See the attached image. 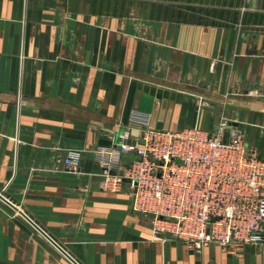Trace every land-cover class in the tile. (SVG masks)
Returning a JSON list of instances; mask_svg holds the SVG:
<instances>
[{
	"label": "crops",
	"instance_id": "1",
	"mask_svg": "<svg viewBox=\"0 0 264 264\" xmlns=\"http://www.w3.org/2000/svg\"><path fill=\"white\" fill-rule=\"evenodd\" d=\"M96 1L0 0V191L81 264H264V242L231 252L153 240L132 182L101 188L95 151L113 153L126 129L137 143L139 110L163 130L226 119L264 159V0L152 9L139 22ZM70 150L77 171L63 164ZM55 250L0 200V264H54Z\"/></svg>",
	"mask_w": 264,
	"mask_h": 264
},
{
	"label": "built area",
	"instance_id": "2",
	"mask_svg": "<svg viewBox=\"0 0 264 264\" xmlns=\"http://www.w3.org/2000/svg\"><path fill=\"white\" fill-rule=\"evenodd\" d=\"M131 120L143 128L137 143L126 129L113 153L112 146L95 151L103 188L117 191L125 178L132 182L134 209L151 216L153 240L178 239L194 250L214 243L231 252L264 242V159L240 130L228 129L226 119L213 131L154 129L151 115L139 110ZM80 160V151L70 150L63 164L77 171Z\"/></svg>",
	"mask_w": 264,
	"mask_h": 264
},
{
	"label": "rangeland",
	"instance_id": "3",
	"mask_svg": "<svg viewBox=\"0 0 264 264\" xmlns=\"http://www.w3.org/2000/svg\"><path fill=\"white\" fill-rule=\"evenodd\" d=\"M206 2L210 5V0H195V1H192V0H97L95 4H96V7L99 6L102 8V10L111 11L112 13H115L118 15H129V14L134 13L136 21L139 22L141 19V15L145 13L147 14V12L152 9L154 10L155 9H166V8L174 9V7H177L182 10H191L194 8L195 9L204 8V6L202 5L200 6L199 4L204 5L206 4ZM217 3L216 1L213 0V4H215L216 6L214 8L215 10L217 9ZM123 167L128 168V165L124 163ZM102 183H103V179L100 182L102 189L111 190L109 188H103ZM130 185L128 184V186ZM119 190H121V188H119ZM119 190H117V192ZM148 216L151 218L150 215ZM54 255H55L54 264H71L64 257H62V255H60V253H58L56 250L54 251Z\"/></svg>",
	"mask_w": 264,
	"mask_h": 264
},
{
	"label": "water",
	"instance_id": "4",
	"mask_svg": "<svg viewBox=\"0 0 264 264\" xmlns=\"http://www.w3.org/2000/svg\"><path fill=\"white\" fill-rule=\"evenodd\" d=\"M113 173H116L114 170ZM123 174V172H120ZM130 181V179L125 178ZM136 183V182H135ZM0 200L15 210L21 215L37 232H39L47 241H49L71 264H81L73 255H71L57 240H55L42 226H40L25 210L19 207L16 203L5 196L3 191H0Z\"/></svg>",
	"mask_w": 264,
	"mask_h": 264
}]
</instances>
